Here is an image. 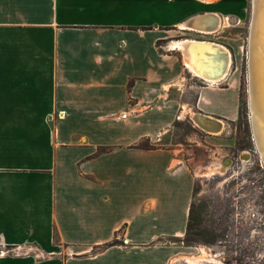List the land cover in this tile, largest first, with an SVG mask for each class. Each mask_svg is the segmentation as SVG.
Listing matches in <instances>:
<instances>
[{
	"label": "crops",
	"instance_id": "1",
	"mask_svg": "<svg viewBox=\"0 0 264 264\" xmlns=\"http://www.w3.org/2000/svg\"><path fill=\"white\" fill-rule=\"evenodd\" d=\"M243 8L0 0V248L13 249L0 264H191L185 257L199 254L182 239L195 177L158 142L192 108L236 119L238 69L204 79L189 102L186 59L196 54L168 39ZM122 131L132 141L121 143ZM144 138L156 147H134ZM100 146L114 148L95 155Z\"/></svg>",
	"mask_w": 264,
	"mask_h": 264
},
{
	"label": "rangeland",
	"instance_id": "2",
	"mask_svg": "<svg viewBox=\"0 0 264 264\" xmlns=\"http://www.w3.org/2000/svg\"><path fill=\"white\" fill-rule=\"evenodd\" d=\"M252 10L253 0H244L243 13L224 17L214 31L205 34L175 28L168 39L208 40L224 45L231 53L228 73L233 76L238 69L241 120L217 116L224 121V129L212 134L192 122V113L199 112L192 108L158 142L178 149L182 163L194 174V234L189 245L184 244L196 254L204 248L217 260H203L200 264H264V162L256 143L249 91ZM186 77L195 87L184 97L194 103L198 87L206 85V81L189 71ZM235 92L233 88V104L228 110L235 107ZM129 141L132 133L122 131L121 143ZM130 211L121 207V215Z\"/></svg>",
	"mask_w": 264,
	"mask_h": 264
},
{
	"label": "bare ground",
	"instance_id": "3",
	"mask_svg": "<svg viewBox=\"0 0 264 264\" xmlns=\"http://www.w3.org/2000/svg\"><path fill=\"white\" fill-rule=\"evenodd\" d=\"M252 11L248 64L250 106L256 143L261 156H264V0H253ZM211 21L206 22L207 26L200 23V28L205 31H212L216 27ZM184 40L187 41H173L171 46L184 49L186 46H190L191 53H195L196 56L188 57L186 62L197 76L210 82H217L225 77L230 69L231 53L224 45L207 40ZM192 117L196 119L199 125L208 129L209 133L219 134L224 129V121L220 118L202 112H193ZM200 250L201 254L185 257L186 260L191 264H200L203 260L217 261L209 251L204 248H200Z\"/></svg>",
	"mask_w": 264,
	"mask_h": 264
},
{
	"label": "trees",
	"instance_id": "4",
	"mask_svg": "<svg viewBox=\"0 0 264 264\" xmlns=\"http://www.w3.org/2000/svg\"><path fill=\"white\" fill-rule=\"evenodd\" d=\"M240 96H241V93H240ZM242 115H243V110L241 107H239V116H238L239 120H241ZM134 147L150 149V148H155L156 145L152 144L149 138H144L138 144H136ZM113 148H114V146H100V147H98L95 155H99V154L111 151ZM193 208H194V203L192 202V205L190 208L189 220H188V224H187V231H186L184 238L182 239V241L186 245H189L190 241H192V239H193L192 237L194 234V232H193V220H194Z\"/></svg>",
	"mask_w": 264,
	"mask_h": 264
},
{
	"label": "water",
	"instance_id": "5",
	"mask_svg": "<svg viewBox=\"0 0 264 264\" xmlns=\"http://www.w3.org/2000/svg\"><path fill=\"white\" fill-rule=\"evenodd\" d=\"M199 18L197 17L195 20L197 21ZM212 21H214V24H215V26H218L219 25V17H217V16H214L213 18H212ZM195 30H198V31H201V32H211V31H205V30H201V29H199V28H196L195 27ZM190 46H186V51L187 52H189V53H191V49L189 48ZM205 116V115H204ZM192 119L194 120V122H196V124H198V122L196 121V119L195 118H193L192 117ZM199 125V124H198ZM202 129H204L205 131H207V132H210V131H208V129H205L203 126H201V125H199ZM258 146V145H257ZM258 149H259V147H258ZM259 151H260V149H259ZM262 160H263V162H264V156H262Z\"/></svg>",
	"mask_w": 264,
	"mask_h": 264
},
{
	"label": "built area",
	"instance_id": "6",
	"mask_svg": "<svg viewBox=\"0 0 264 264\" xmlns=\"http://www.w3.org/2000/svg\"><path fill=\"white\" fill-rule=\"evenodd\" d=\"M225 19H229V16H225ZM123 116H125V115H123ZM192 121L194 122V120L192 119ZM195 123V122H194ZM196 124V123H195ZM13 251V249H11V248H6L5 246H3L2 248H0V255H6V254H8V253H10V252H12ZM38 255V253H36V256ZM39 256V255H38Z\"/></svg>",
	"mask_w": 264,
	"mask_h": 264
}]
</instances>
